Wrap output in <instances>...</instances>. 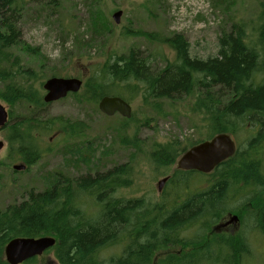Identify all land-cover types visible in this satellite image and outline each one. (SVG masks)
<instances>
[{"label": "trees", "instance_id": "16d2710c", "mask_svg": "<svg viewBox=\"0 0 264 264\" xmlns=\"http://www.w3.org/2000/svg\"><path fill=\"white\" fill-rule=\"evenodd\" d=\"M19 1L0 0V101L9 108L4 129L7 159L17 157V161L31 166L40 158L42 139L57 138L62 133L64 139L78 137L84 127L62 117H36L47 106L34 86L41 85L43 77L21 66L19 58L9 51L22 40L17 28ZM256 21L253 36L246 35L244 26L236 23L229 32H222L217 54L206 60L191 57L181 35L166 38L160 44L173 51L174 60L161 57L166 63L158 72L153 69L158 55L144 56L134 49L123 54L107 52L103 61L90 65L81 77L82 92L72 95L78 104L95 107L105 96L128 101V95L134 98L141 94L144 100H170L198 91L192 112L200 117L204 131L186 146L190 148L220 133H251L244 150L237 148L233 157L207 175L204 191L191 192L166 211L162 204L150 207L141 200L112 197V193L129 186V169L125 166L96 177L66 178L62 187L56 183L43 192L30 191L26 200L0 211V264H7L3 250L11 239L43 236L55 240L46 253L51 252L58 264H200L213 260L240 264L251 251L247 232L208 235L221 217L238 213L234 206L223 203L229 190L230 199L245 201L264 192V164L257 155L264 143V3ZM91 27V32L97 33L96 25ZM15 108L24 112L17 120ZM123 143L133 144L127 139ZM154 146L151 159L156 167L163 168L174 165L188 149L174 141ZM250 170L256 177L246 175ZM192 174L202 176L175 168L168 179L170 189H177L178 184L187 186ZM89 201H93V207ZM91 208L98 211V220L93 219ZM240 218L249 223L251 236L264 234V205L252 207ZM189 247H195L191 254L177 251ZM212 247L218 248L214 258L198 257L199 251ZM112 249L119 252L107 254Z\"/></svg>", "mask_w": 264, "mask_h": 264}, {"label": "rangeland", "instance_id": "374dc122", "mask_svg": "<svg viewBox=\"0 0 264 264\" xmlns=\"http://www.w3.org/2000/svg\"><path fill=\"white\" fill-rule=\"evenodd\" d=\"M263 3L264 0H22L17 8V28L22 40L9 51L19 58L21 66L43 77L41 85H34L42 97V84L54 77L53 74L59 75L55 77L81 78L90 65L103 61L110 51L123 54L134 49L144 56L158 55L153 61V69L158 72L166 63L161 57L169 62L174 60L173 51L160 44L174 34L181 35L188 43L191 57L206 60L217 54L219 37L222 32H229L234 23L244 26L246 35L253 36L252 29ZM117 11L122 13L119 24L112 20ZM91 25H96L97 33L91 32ZM28 49L32 51L28 53ZM197 92L170 100H144L141 94L134 98L128 95L129 119L118 114L107 117L97 106L78 104L72 95L47 105L37 112L39 120L62 117L77 121L83 124V133L68 139H64L63 133L57 138L42 139L38 146L40 158L31 166L17 161L16 156L7 159L6 130L0 131V141L4 143L0 151V211L23 202L30 191L43 192L56 183L62 187L66 178L96 177L119 166L129 169L130 183L127 188L112 193V197L141 200L150 207L162 204L164 210H170L175 201L201 190L208 177L192 174L187 186L182 187L186 183L178 184L177 189H170L167 181L158 191V182L172 175L176 165L156 167L151 154L156 149L154 145L172 141L189 148L186 143L196 140L204 131L200 117L192 112ZM0 104L9 110L3 102ZM13 114L17 120L24 112L15 108ZM232 137L236 144L239 143L237 147L244 150L251 133L236 132ZM123 139L133 144H124ZM259 155L264 164V149H260ZM22 164L26 166L23 171L13 170V166ZM246 175L256 177L253 170L247 171ZM260 204L264 205V193L256 199L254 206ZM245 206H234L238 213L221 217L208 236L247 232L251 238V251L241 258L240 264H264V234L250 235L249 223L240 218L251 209L250 204ZM91 209L93 219L98 220V211ZM234 217L237 218L234 220ZM193 249L195 247L178 248L177 251L191 254ZM217 249L212 247L197 254L200 259L211 255L214 258ZM118 252V249H112L107 254ZM52 258L54 256L49 252L37 257L33 264H45ZM200 264L222 263L213 260Z\"/></svg>", "mask_w": 264, "mask_h": 264}, {"label": "water", "instance_id": "95a60500", "mask_svg": "<svg viewBox=\"0 0 264 264\" xmlns=\"http://www.w3.org/2000/svg\"><path fill=\"white\" fill-rule=\"evenodd\" d=\"M121 11L112 15L115 24H119ZM83 80L77 77L62 78L51 77L43 84L44 95L42 101L46 105L67 98L80 92ZM97 108L100 113L107 117L118 114L122 118L131 117V107L128 102L117 96H105L98 102ZM9 121L8 111L0 104V131L4 130ZM4 143L0 141V151ZM236 146L229 133H220L208 140H203L188 148L176 161V169L181 171H195L201 174H209L221 163L233 157ZM25 165L13 166L14 171H23ZM168 178H163L157 184V190ZM237 217H234L235 220ZM55 244L52 237H16L11 239L3 250L4 260L7 264H22L26 261L42 256Z\"/></svg>", "mask_w": 264, "mask_h": 264}, {"label": "flooded vegetation", "instance_id": "af4514ba", "mask_svg": "<svg viewBox=\"0 0 264 264\" xmlns=\"http://www.w3.org/2000/svg\"><path fill=\"white\" fill-rule=\"evenodd\" d=\"M252 134H256V132H254V133H252ZM264 139V135H262V139L261 140H263ZM234 141V140H233ZM234 144H235V146H236V149L238 148L237 147V144L239 145V143H237L236 144V142L234 141ZM261 149H264V143L261 145ZM236 153V152H235ZM260 154V150H259V153L257 154V155H259ZM210 174V173H209ZM207 175L208 174H202V176L204 177V178H207ZM167 178H170V176H167ZM167 181H168V179H167ZM166 181V182H167ZM206 189V184H204V185H202V187H201V191H204ZM228 191V190H227ZM227 191L225 192V193H227ZM231 192V190H229V192L227 193V196L225 197V199L223 200V203L224 204H227V205H229V206H243V207H246L245 205H248V204H250L251 205V207L250 208H252V207H254V203H255V201H256V199L259 197V196H257L256 198H251V199H247V201H245V200H232V199H230V195H229V193ZM264 193V192H263ZM260 205H262V204H260ZM258 206V205H257ZM228 214H230V213H228ZM239 220H240V218H239ZM44 254H46V252L44 253ZM43 254V255H44ZM35 259H37V257L35 258ZM35 262V261H34ZM33 262V263H34ZM22 264H24V263H22ZM45 264H58V262L55 260V258H52V259H47L46 260V263Z\"/></svg>", "mask_w": 264, "mask_h": 264}, {"label": "bare ground", "instance_id": "6f19581e", "mask_svg": "<svg viewBox=\"0 0 264 264\" xmlns=\"http://www.w3.org/2000/svg\"><path fill=\"white\" fill-rule=\"evenodd\" d=\"M42 102H43V101H42ZM228 160H229V159H228ZM22 165H23V164H22ZM176 170H177V169H176ZM178 171H180V170H178ZM162 179H163V178H162ZM168 179H169V178H168ZM228 206H229V205H228ZM142 223H143V222H142ZM165 251H168V250H165ZM196 263H197V262H196ZM196 263H195V264H196Z\"/></svg>", "mask_w": 264, "mask_h": 264}]
</instances>
